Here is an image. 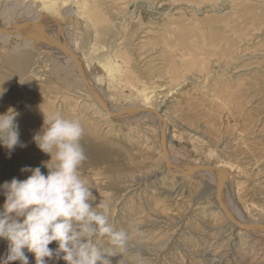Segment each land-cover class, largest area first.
<instances>
[{
    "label": "rangeland",
    "instance_id": "374dc122",
    "mask_svg": "<svg viewBox=\"0 0 264 264\" xmlns=\"http://www.w3.org/2000/svg\"><path fill=\"white\" fill-rule=\"evenodd\" d=\"M148 1L151 9L142 1L129 4V8L138 10L140 15L136 18L144 24L135 23L134 18L126 23L120 39L115 41L117 56L129 61L130 76L147 87H154L158 80L165 81L168 88L188 78L199 80L194 88L183 91H187L185 96L189 94V101L181 102L182 97L172 96L171 103L157 98L152 104L168 117L169 137L193 141L202 156L213 155L238 167L231 182L237 188L239 183H246L250 190L245 202L254 211V219H264V0ZM8 2L4 1L1 9L10 5L19 13L26 10L24 3ZM126 2L99 0L100 9L94 13L109 11L107 17L117 16L119 20L118 11ZM104 14L101 17L107 18ZM84 25L76 24L82 30L80 45L85 48L86 44L88 51L95 42L90 40L91 26ZM28 48L34 60L23 73L0 61L7 82L0 104L8 103V109L0 106V115L14 114L20 141L11 152L0 142L3 176L12 175L15 167L21 173L20 181L32 174L22 172L23 168L40 167L42 174L47 175L44 165L51 156L28 140L31 142V137L43 132L45 114L59 113L65 119H77L84 129L80 144L86 156L79 172L92 190L93 206L108 203L110 223L128 235L126 251L112 258V264H264V240L254 243L249 233L220 216L214 183L207 177L182 179L165 171L166 157L154 120L146 114L122 122L106 118L88 94L71 86L77 75L68 78L54 72L51 63L40 62L39 53L32 46ZM5 52L0 43V54ZM93 71L94 77L100 72L98 67ZM102 90L109 98L116 93L107 84ZM203 90L210 98L199 99ZM237 98L246 105L244 110L233 113L230 106ZM220 101H224V110ZM127 102L119 106L132 104ZM216 106L218 110L213 112ZM206 114L213 118L218 114V125ZM20 119L24 124H18ZM181 153H171L177 163L194 161L192 156ZM88 173L91 176H84ZM202 182L210 184L205 189L200 186ZM193 183L199 186H191ZM3 184L0 181V212L6 199ZM227 226L232 227L234 240L221 231ZM94 242L102 249L109 247L107 238ZM8 243L0 238V262ZM57 247L56 242L49 245L53 250ZM24 252L29 264H36L34 254L27 249ZM63 255L45 258V264H67Z\"/></svg>",
    "mask_w": 264,
    "mask_h": 264
},
{
    "label": "bare ground",
    "instance_id": "6f19581e",
    "mask_svg": "<svg viewBox=\"0 0 264 264\" xmlns=\"http://www.w3.org/2000/svg\"><path fill=\"white\" fill-rule=\"evenodd\" d=\"M4 1L9 3L8 1L11 0H0V5H2ZM98 1L99 0H21L19 2L17 0L19 4L24 3L26 5V10H22L21 13L15 11V6L12 8L9 5L7 7H4V9H1L0 6V43L1 45H3V48L5 46L6 50L4 55L0 54V61H3L5 65L7 64V67L9 69L18 70L20 73H23L28 63L34 60L32 59L33 54L29 51L30 48H28L32 46L33 48L31 49H34L39 53V57H41L40 62L45 61L47 63H51L54 72L67 76L68 78L72 75H77V78L75 77V79H73L71 86H75L88 94V99L90 98L92 102H94L95 106L100 109V111L103 113V116H105L106 118L108 117L112 120L122 122L124 119L128 118L137 119L136 117L141 116L140 114L148 115L150 119L154 120V124L157 125L156 128L158 129L160 138L162 130L165 131L167 151L170 158L169 163L171 164L166 165L165 171H168V173H170V175L172 176L180 177L183 179L185 178V176L182 175L185 172L189 171V168L192 165H213L214 167H212L214 169L207 168L208 170L206 171L201 170L195 173L192 172L189 173V175L186 177L190 178L191 176L194 177L197 175L202 178L207 177L209 179L208 181L214 183V186H216V202H218L219 204V211L221 212V214L219 213L220 216L222 217L224 215L223 217L228 222L230 221V224L232 223L237 229L249 233L254 243L263 241L264 219H254L252 216V213L254 211H252L247 202H245V199L248 196L247 191L249 188L247 189L246 183H239L240 186L237 188L236 186H234L235 184L231 182L232 176L234 174L233 172L238 171V167L234 163L232 164L230 161H226V159H216V157L213 155H205V157L202 156L196 150L193 141L188 140L183 142L182 139L177 138L174 135H172V137H169L168 135L170 122L168 117L166 116L165 112L160 109L159 106H156V104H152V102L154 100H157V98H164V102L167 101L171 103L172 100H170V98L172 96L173 99L179 98V96L182 97L179 98L181 102L189 101V94L185 96L184 93L188 91L187 87L194 88L199 80L198 82H196L195 77L188 78L187 80L181 81L180 84H177L178 86L170 88L164 85L165 81L158 80L156 81L154 87H147L140 83L138 84L135 79L130 76L129 73H132V70L129 65V61H126L124 58H122V55L120 57L117 56L119 48L117 49L118 43L115 41L120 39L123 30L127 26L126 23H128L131 18H134L133 20H135V23L138 22L140 23V25L142 24V21L139 18H136V15L138 16L140 15V13H138V10L136 8L135 10H132L131 7L129 8V4L131 3L132 5H134L135 2L141 3L142 1V3L147 5L146 8H150L152 7L151 5H148L150 4V2L148 0H128V2L122 4V6L120 7L118 11V14H120V18L118 20L117 16L111 15L107 17L109 11H105L106 14L102 13V11L95 14L94 10L100 9ZM195 9L197 10V8ZM99 13L102 15L104 14L107 18H102ZM18 15L22 16L19 17ZM81 22L85 23V25L87 24L91 26L90 28L88 27L89 36L90 40L93 41L94 39L95 43L91 45V47H88V49H90L88 50L89 53L86 50V44L85 48L80 45V42L82 40V30L80 29V27L76 26V24H80ZM37 23L38 25L36 28L31 26ZM107 36L110 37L107 39ZM56 43H61L72 52V55H74V57L78 59L80 68L74 57L62 51ZM84 43L86 42L84 41ZM66 64H68V67ZM96 67H98L100 72L97 73L98 76L96 75L94 77L91 74L94 73L93 69L95 70ZM80 70L82 71V74ZM4 76L5 73H3V70L0 69V97L2 98L4 97L3 89H5V86L7 84L6 79L3 78ZM83 76L87 80L88 85L85 83ZM105 84L109 85V89L111 90V92L112 90L116 91V93L114 92V94L111 93L112 98H109L106 95V91H103L104 89L102 90V87ZM184 90L187 91L183 92ZM210 96L207 95V91L203 90V93H200V98H198L203 100L206 97L210 98ZM127 100L132 103L130 106H119V104L125 102L129 103L127 102ZM223 102L224 101H220V103L222 104V109L224 110L225 104ZM232 104L233 105L230 106V108L232 109L233 113L244 110V105H246V103H244L240 98L232 101ZM7 105L8 103H4V101L0 104V106H2L3 108H7ZM138 106H141L143 108H150L152 110L156 109L161 114V118L158 117L156 113L154 114L147 110L138 111L137 113H122V111L126 109ZM217 108L218 106H216V108H213L212 111H217ZM223 110L220 112V116H222L221 113H223ZM121 113L122 115H120ZM25 114H23L22 116L27 115ZM206 115L208 116L210 114ZM216 115L218 114H215L214 118L210 115V121H213L214 124L218 125L217 120L220 116ZM242 119L246 121L244 118ZM20 120L18 124H24L22 122L23 120ZM33 123L31 124L33 125ZM25 126L27 125L25 124ZM39 134H42V132L38 133V135ZM28 142L36 144L32 137L31 142L29 140ZM161 142L162 141L160 139V143ZM33 150H36L35 146L33 147ZM174 151L182 152L181 154H185V156L188 157L192 156L194 161L191 163L179 164L177 163V160L175 161V158L171 155V153ZM217 167L218 169L224 168L225 171L221 172V170L216 169ZM18 174L20 175L21 173L19 172L18 168L15 167L12 175H10L11 177H6L5 175L4 177L0 173V181L3 180L4 183L6 181L10 182L13 178L20 180V176ZM222 175L226 176L225 182L222 185L223 190L219 186L221 182L220 180L223 179L221 178L223 177ZM84 176L91 175L90 173H88ZM208 184L210 183L202 182L200 186L205 187L206 189L208 187ZM191 186L198 187L199 185L193 183L191 184ZM218 188L220 190H218ZM2 192H4V190H2ZM218 193H220L221 195L220 199L223 205L218 201L220 200L218 197ZM225 228L221 229V231H223V233H225L226 235H230L231 239L234 240L233 236L235 235L233 234L234 231L232 227L227 226ZM227 231L230 232L227 234Z\"/></svg>",
    "mask_w": 264,
    "mask_h": 264
},
{
    "label": "clouds",
    "instance_id": "9594fccd",
    "mask_svg": "<svg viewBox=\"0 0 264 264\" xmlns=\"http://www.w3.org/2000/svg\"><path fill=\"white\" fill-rule=\"evenodd\" d=\"M14 120L10 112L0 115V142L9 152L20 144ZM83 134L79 120L45 114L43 132L33 139L51 156L45 164L48 174H42L40 167L23 168L31 176L2 185L6 199L0 212V238L9 243L0 264H29L25 249L34 254L36 264L60 258L61 253L67 264H112V258L126 251L127 233L110 223L108 203L93 206L92 190L81 178L79 169L86 159L80 144ZM101 238H107L108 248L94 242ZM53 242L58 244L54 250L49 248Z\"/></svg>",
    "mask_w": 264,
    "mask_h": 264
},
{
    "label": "water",
    "instance_id": "95a60500",
    "mask_svg": "<svg viewBox=\"0 0 264 264\" xmlns=\"http://www.w3.org/2000/svg\"><path fill=\"white\" fill-rule=\"evenodd\" d=\"M57 44V46L62 50V51H64V52H66V53H68L69 55H72V52L68 49V48H66L64 45H62L61 43H56ZM73 57H74V55H72ZM74 59L76 60V62H77V64H78V66H79V68H80V63H79V61H78V59H76L75 57H74ZM80 72H81V74H82V71L80 70ZM84 77V76H83ZM84 80H85V83L88 85V83H87V80L85 79V77H84ZM107 109V108H106ZM143 110H147V111H149V112H152V113H156L157 115H158V117H160L161 118V114L155 109V110H152V109H150V108H143V107H141V106H138V107H133V108H129V109H126V110H124V111H122V113H137L138 111H143ZM122 113L120 114V115H122ZM161 141H162V146H163V152H164V155H165V157H166V163H167V165H171L169 162V155H168V151H167V142H166V138H165V131L164 130H162V133H161ZM213 166V165H212ZM212 166H201V165H192L190 168H189V171H187V172H185L182 176H188L189 175V173H192V172H197V171H201V170H204V171H206V170H208L207 168H213ZM214 169V168H213ZM217 170H221V172L222 171H225V169L224 168H222V169H218V167L216 168ZM223 176V175H222ZM225 177L226 176H223V177H221V178H223L222 180H221V182H220V184H219V186H220V188H222V185L224 184V179H225ZM218 190H220L219 188H218ZM218 197H219V199L221 198V195H220V193H218ZM222 205H223V203L221 202V199L220 200H218Z\"/></svg>",
    "mask_w": 264,
    "mask_h": 264
}]
</instances>
